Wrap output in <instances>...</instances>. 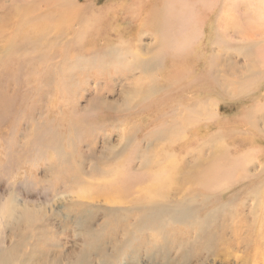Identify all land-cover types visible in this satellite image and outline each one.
Listing matches in <instances>:
<instances>
[{"label": "rangeland", "instance_id": "374dc122", "mask_svg": "<svg viewBox=\"0 0 264 264\" xmlns=\"http://www.w3.org/2000/svg\"><path fill=\"white\" fill-rule=\"evenodd\" d=\"M203 1L178 60L148 0H0V264H264V20Z\"/></svg>", "mask_w": 264, "mask_h": 264}, {"label": "bare ground", "instance_id": "6f19581e", "mask_svg": "<svg viewBox=\"0 0 264 264\" xmlns=\"http://www.w3.org/2000/svg\"><path fill=\"white\" fill-rule=\"evenodd\" d=\"M148 1H149L148 5L146 6L147 8L145 15L146 17L143 20L141 19L142 21L141 25L144 26L145 23L147 24L148 22V25L151 24L152 27L155 28L153 34L158 39L159 43L163 46L161 53L166 51H173L174 55L177 57L178 60L181 59V57H185V56L189 57V55H191L192 57L195 56L194 53H192L194 44L202 36L200 30L201 28L199 27L197 22L202 24L205 23L201 15L202 13H205L206 15L207 11H209V7L207 3L204 2L203 0L202 1L201 0H157V1L148 0ZM210 1L213 4V9H216V13H214L215 16L214 21L216 22V25L218 27L221 21L223 20V17L227 15V10L225 8V2H224L226 0H223L221 2L219 0H210ZM73 5L74 4H72V6ZM70 6L71 5H69V7ZM251 6H252V14L255 16L253 18H255L256 20L260 18L264 20V0H252ZM160 8L162 10L159 13L158 11H160ZM132 21H134V19ZM206 21L208 22L207 19ZM260 32L262 31L259 32L254 31L243 34L242 42H240L243 54H249L253 50V46L259 44V42L263 40L261 35L259 34ZM172 46L173 48H176V50L172 49L171 48ZM180 48H183L184 50H180ZM129 59H130L129 68L138 66L137 61L134 58L129 57ZM156 59L157 57L154 58L153 61L151 60L148 61L145 65L146 69L152 68L153 65H156L157 64ZM170 75H172V73ZM158 188L159 186L155 185L154 190L157 192ZM178 218H183V216L173 217V219H178Z\"/></svg>", "mask_w": 264, "mask_h": 264}]
</instances>
